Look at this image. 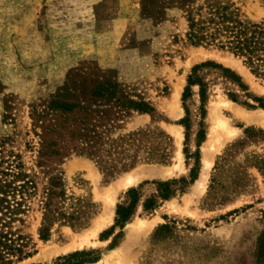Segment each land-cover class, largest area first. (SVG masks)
Returning a JSON list of instances; mask_svg holds the SVG:
<instances>
[{"label":"rangeland","instance_id":"obj_1","mask_svg":"<svg viewBox=\"0 0 264 264\" xmlns=\"http://www.w3.org/2000/svg\"><path fill=\"white\" fill-rule=\"evenodd\" d=\"M177 1L162 0L154 23L141 0H0V137L28 180L13 226L29 252L0 264H53L76 250L89 251L81 264H264V77L226 49L190 42ZM226 1L243 18L264 20V0ZM86 68L154 108L105 128L92 154L61 139L54 116L31 111ZM53 141L58 154H42ZM159 180L172 182L167 197ZM132 187L138 200L120 226L116 206ZM97 218L103 225L92 233ZM119 247L125 254L113 260Z\"/></svg>","mask_w":264,"mask_h":264},{"label":"trees","instance_id":"obj_2","mask_svg":"<svg viewBox=\"0 0 264 264\" xmlns=\"http://www.w3.org/2000/svg\"><path fill=\"white\" fill-rule=\"evenodd\" d=\"M161 2L162 0H141L142 14L151 16L154 23L161 21ZM177 4L183 7L187 21L186 38L190 42L226 49L241 57L253 73L264 77V20L252 21L243 18L237 7L226 0H178ZM93 72V68L72 71L49 95L41 108L34 105L31 110L37 119L54 116V131L58 136L73 142L72 149L88 154H92V149L100 144L101 132L113 126L116 120L132 111L151 113L154 110L142 96L131 98L116 80L109 76H95ZM187 82L192 84L196 80L190 76ZM199 85L203 100V83L199 82ZM7 139L8 136L0 137V263H9L13 258L20 259L29 254L26 251L28 239L13 226L14 221L18 220L17 215L24 209L23 197L27 191L28 180L25 179L26 173L19 154L5 150ZM55 145L54 141L46 142L41 153L58 154ZM181 181L185 180L182 178ZM171 183L156 181L161 197L170 194ZM49 184L40 229L42 238H46L48 234L46 224H49L53 214L52 200L58 180L52 177ZM127 194L128 202L116 206L115 222L120 226L132 214L138 200L137 188H129ZM153 201L152 198L147 199L144 207L150 208ZM69 217L73 218V213ZM88 253L89 251L76 250L59 257L53 264H81L89 260L84 257Z\"/></svg>","mask_w":264,"mask_h":264},{"label":"bare ground","instance_id":"obj_3","mask_svg":"<svg viewBox=\"0 0 264 264\" xmlns=\"http://www.w3.org/2000/svg\"><path fill=\"white\" fill-rule=\"evenodd\" d=\"M251 118V117H250ZM252 119V118H251ZM261 122H264V118H262V120H261ZM140 175L138 174V173H134V174H130L129 176H127L123 181H124V183L125 184H129V183H132V182H134V181H136L137 179H138V177H139ZM200 180L198 181V183H197V185H202V178H199ZM109 202H110V206L112 205V203H113V194H112V196L110 197V199H109ZM111 212H112V210L110 211L109 210V213L111 214ZM109 217V219H110V215L108 216ZM98 219V218H97ZM108 219V218H107ZM108 219V220H109ZM98 222H99V219H98ZM107 222V221H106ZM109 222V221H108ZM101 225H103L101 222H99V223H97V224H94L93 225V227H92V233H94ZM85 242H88V238L87 237H85V241H83L82 243H80L79 242V244L78 245H80V244H83V243H85ZM125 251L123 250V248L122 247H119V248H117V249H114L113 250V252L111 253V255H110V257L113 259V260H115V258H119V257H122L125 253H124ZM126 257V256H125ZM124 257V258H125ZM123 258V259H124ZM128 258V257H127ZM109 259V258H108ZM126 260V259H125ZM130 260V259H129ZM125 263H127V262H125Z\"/></svg>","mask_w":264,"mask_h":264}]
</instances>
